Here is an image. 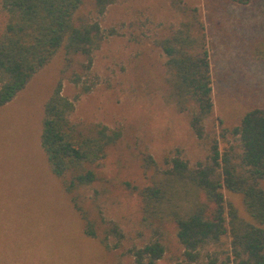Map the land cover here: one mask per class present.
I'll return each instance as SVG.
<instances>
[{
    "label": "rangeland",
    "instance_id": "obj_1",
    "mask_svg": "<svg viewBox=\"0 0 264 264\" xmlns=\"http://www.w3.org/2000/svg\"><path fill=\"white\" fill-rule=\"evenodd\" d=\"M187 15L204 26L212 64L215 111L204 140L192 131L188 115L166 101V57L155 43ZM78 16L99 21L106 36L92 68L83 56L61 51L10 111L0 109V264H135L129 251L149 237L134 191L150 181L143 154L162 165L181 150L195 166L207 158L210 137L220 138L221 124L234 127L248 111L264 109V0L245 6L230 0H119L104 15H98L93 0H85ZM7 19L0 0V29ZM77 76L79 86L73 81ZM60 80L63 94L76 105L71 121L84 133L93 134L98 124L123 132L97 168L98 180L76 194L97 224L96 238L85 233V220L44 161L43 107ZM83 84L93 88L80 95ZM226 140L240 152L236 138ZM12 155L21 163H11ZM226 197L247 218L242 197ZM102 221L119 224L122 242L107 238ZM167 229L166 253L158 264H209L204 257L186 261L176 227Z\"/></svg>",
    "mask_w": 264,
    "mask_h": 264
},
{
    "label": "trees",
    "instance_id": "obj_2",
    "mask_svg": "<svg viewBox=\"0 0 264 264\" xmlns=\"http://www.w3.org/2000/svg\"><path fill=\"white\" fill-rule=\"evenodd\" d=\"M93 1L98 15H104L119 0ZM230 1L245 6L253 0ZM84 2L2 0L8 19L0 29V108L12 102L61 51L83 56L86 68H92L94 54L106 36L99 21L78 16ZM155 43L166 57V101L188 115L198 139H206V122L213 117L215 104L204 26L187 15ZM73 81L79 86L81 77ZM92 88L83 84L80 95ZM75 108V102L63 94L60 80L44 105L41 143L52 173L63 182L85 220V233L96 238L97 224L84 212L76 194L98 180L97 168L123 132L98 124L93 134H86L71 121ZM220 127V138L210 137L207 158L195 166L181 150L167 156L162 165L151 154H143L150 181L134 191L141 198L142 228L149 237L142 247L129 251L135 264H158L163 259L170 225L176 227L188 262L204 257L209 264H264V109L248 111L234 127ZM229 135L239 142L240 152L226 140ZM227 194L242 197L247 218ZM103 223L107 238L122 242L119 224ZM226 242L228 250H223ZM214 247L219 250L212 251Z\"/></svg>",
    "mask_w": 264,
    "mask_h": 264
},
{
    "label": "crops",
    "instance_id": "obj_3",
    "mask_svg": "<svg viewBox=\"0 0 264 264\" xmlns=\"http://www.w3.org/2000/svg\"><path fill=\"white\" fill-rule=\"evenodd\" d=\"M22 92V91H21ZM20 94V93H19ZM17 95V97L12 101V102H10V103H8L7 105H5L4 107H2V108H0V109H6L7 111H10V109H11V107H12V105H14V101L16 102L18 99H19V96L20 95ZM47 100V99H46ZM46 102V101H45ZM44 105H45V103H44ZM44 108V107H43ZM6 110H5V112H6ZM4 112V113H5ZM41 133H42V128H41ZM42 144V143H41ZM42 149H43V147H42ZM44 151V150H43ZM8 153H10L11 154V152L10 151H8ZM45 153V152H44ZM7 159H9L10 161H11V163H15V161H16V163L18 164H20L21 163V157H16V156H10L9 158H7ZM44 161H46L47 162V159H46V156H44ZM42 162H43V160H42ZM47 164H48V162H47ZM48 167H49V165H48ZM11 220H14V218H11ZM11 226H12V224H11ZM18 226V225H17ZM16 226V227H17ZM27 229V228H26Z\"/></svg>",
    "mask_w": 264,
    "mask_h": 264
}]
</instances>
